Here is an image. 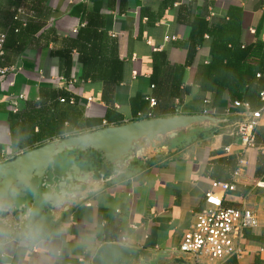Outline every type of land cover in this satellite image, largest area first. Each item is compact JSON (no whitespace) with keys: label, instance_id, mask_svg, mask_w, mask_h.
Returning a JSON list of instances; mask_svg holds the SVG:
<instances>
[{"label":"crops","instance_id":"obj_1","mask_svg":"<svg viewBox=\"0 0 264 264\" xmlns=\"http://www.w3.org/2000/svg\"><path fill=\"white\" fill-rule=\"evenodd\" d=\"M90 12L104 15V29L116 38V52L124 58L123 80L110 91L100 81L81 78L75 52L71 79L59 76L54 51L71 43L68 39ZM236 13L242 47L253 46V60L264 57V0H0V32L7 36L5 59H9L4 66L10 67L0 79V162L31 149L12 144L11 127L49 87L64 88L79 100L73 106L79 112L77 123L73 126L67 115L62 133L52 139L135 121L130 105L134 94L156 99L154 118L202 114L207 109L209 115L228 119L212 130L176 140L159 160L131 165L66 213L40 211L53 235L41 250L12 246L7 264H91L105 242L177 250L204 205L205 192L216 189L214 182L235 185L224 195V205L248 208L258 218L257 227L243 230L238 264H264V123L255 131L254 146L240 143L232 131L239 111L229 92L225 90L221 104L212 107V93L201 91L196 83L199 69L211 58L210 38L205 35L193 53L189 49L193 18L216 24ZM157 53L164 57L159 58L153 86L150 75ZM178 67L184 68V82L174 97L172 82ZM9 94L24 95L19 111L7 105ZM86 119L100 122L84 128Z\"/></svg>","mask_w":264,"mask_h":264},{"label":"water","instance_id":"obj_2","mask_svg":"<svg viewBox=\"0 0 264 264\" xmlns=\"http://www.w3.org/2000/svg\"><path fill=\"white\" fill-rule=\"evenodd\" d=\"M228 122L209 114H179L103 126L76 135L55 138L0 162V198L10 205L7 213L17 223L27 207L66 213L132 165L159 160L172 144L196 131H208ZM95 152L111 173H99L97 165L83 162L79 154ZM89 180L97 181L93 189ZM75 191L57 206L55 193ZM53 193L49 198L48 194ZM196 264L191 253L105 242L91 264Z\"/></svg>","mask_w":264,"mask_h":264},{"label":"trees","instance_id":"obj_3","mask_svg":"<svg viewBox=\"0 0 264 264\" xmlns=\"http://www.w3.org/2000/svg\"><path fill=\"white\" fill-rule=\"evenodd\" d=\"M235 15L237 13L231 15L228 20L216 24L208 23L202 17H195L190 21L189 49L192 53L201 46L205 35L210 38L211 58L208 64L199 69L196 83L201 91L212 93L210 101L212 107L221 104L223 92L227 90L231 102L235 100L248 102L253 108H257L260 106V92L263 86L262 79L257 75L264 74V57L253 60L256 57L253 46L242 47L240 42L241 22L240 18H236ZM84 20V25L78 28L76 35L68 39L71 43L54 51L58 57L59 76L65 81L71 79L70 74L74 58L72 53L75 52L77 61L81 65V78L100 81L105 90L110 91L123 80L124 58H120L116 52V38L107 35L104 29V15L90 12L86 13ZM4 36V60L0 62V66H4L6 60H9L8 58L5 59V53L8 49L6 45L7 36ZM160 57H164V54L157 53L153 58V71L150 75L153 86H156L160 72ZM174 73L171 94L177 97L180 93V86L184 82V68L178 67ZM147 96L151 97V95L142 96L140 94H134L131 97L130 105L136 114L149 111ZM70 98H73V103L69 102ZM60 99L65 101L60 102ZM78 101L64 88L49 87L42 89L41 99L22 111L17 122L12 125V144L24 149L51 140L62 133L61 126H63L67 115H70V121L73 120L71 123L74 126L78 121L79 112L73 106L77 105ZM237 110L242 111L241 108H237ZM151 111L156 116L153 108ZM234 119L237 122L241 117L237 116ZM99 122V120L86 119L82 126L90 128ZM232 131L233 135L236 136L235 129ZM93 155L97 154L95 152L80 154V156H87L88 158ZM94 163L98 166L97 168H102L103 171L109 169L107 165L101 163L98 155ZM224 264H238V260L235 257H229L224 261Z\"/></svg>","mask_w":264,"mask_h":264},{"label":"built area","instance_id":"obj_4","mask_svg":"<svg viewBox=\"0 0 264 264\" xmlns=\"http://www.w3.org/2000/svg\"><path fill=\"white\" fill-rule=\"evenodd\" d=\"M4 41L5 36L0 32V58L3 55ZM9 68L0 66V79L6 77ZM257 76L263 82L260 106L253 108L248 102L238 100L232 102L234 108L242 109L239 112L241 119L233 126L238 141L246 147L255 145V131L258 126L264 123V74ZM146 99L149 101V111L138 112L135 120L154 118L151 110L156 105V100L149 96ZM5 101L14 112H17L24 101V95L9 94ZM64 101V99H60V102ZM88 101H91V98ZM69 102L73 103V98H70ZM203 114H210V111L204 109ZM212 187L216 189L205 192L204 205L195 213V221L185 232L177 249L181 252L191 253L196 264H224V261L229 257L238 259L243 253V230L258 226V218L250 209L224 205L223 197L227 192L235 190L234 184L214 182Z\"/></svg>","mask_w":264,"mask_h":264},{"label":"clouds","instance_id":"obj_5","mask_svg":"<svg viewBox=\"0 0 264 264\" xmlns=\"http://www.w3.org/2000/svg\"><path fill=\"white\" fill-rule=\"evenodd\" d=\"M88 183L93 189L99 187L97 181L89 180ZM75 194V191L71 193L69 191L56 192L54 195L57 206L65 203L70 196L74 197ZM52 195L53 193H49V198ZM11 210L9 203L4 198H0V261L3 264H7L8 250L12 246L41 250L40 246L53 235L38 209L25 208L20 216L19 223L13 217L7 215Z\"/></svg>","mask_w":264,"mask_h":264},{"label":"flooded vegetation","instance_id":"obj_6","mask_svg":"<svg viewBox=\"0 0 264 264\" xmlns=\"http://www.w3.org/2000/svg\"><path fill=\"white\" fill-rule=\"evenodd\" d=\"M90 156H91V155H90ZM90 156H89V157H90ZM80 159H81V160H88V161H90L91 163L95 164V163H94V160L88 158L87 156H81ZM100 172H105V173L108 174L109 172H110V173L112 172V168L109 167V169H106L105 171H103L102 168H98V169L96 170V173H95V174L98 176Z\"/></svg>","mask_w":264,"mask_h":264},{"label":"rangeland","instance_id":"obj_7","mask_svg":"<svg viewBox=\"0 0 264 264\" xmlns=\"http://www.w3.org/2000/svg\"><path fill=\"white\" fill-rule=\"evenodd\" d=\"M80 154L77 156V157H75V158H79V160H80ZM90 159H92V160H97V155H93Z\"/></svg>","mask_w":264,"mask_h":264}]
</instances>
